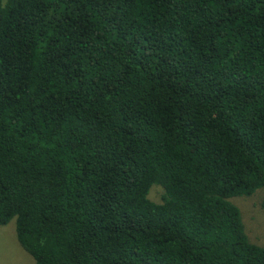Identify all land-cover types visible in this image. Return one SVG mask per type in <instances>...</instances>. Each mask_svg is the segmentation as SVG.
<instances>
[{
	"label": "trees",
	"instance_id": "trees-1",
	"mask_svg": "<svg viewBox=\"0 0 264 264\" xmlns=\"http://www.w3.org/2000/svg\"><path fill=\"white\" fill-rule=\"evenodd\" d=\"M260 189L264 0H0V225L32 264H264L231 201Z\"/></svg>",
	"mask_w": 264,
	"mask_h": 264
},
{
	"label": "rangeland",
	"instance_id": "rangeland-1",
	"mask_svg": "<svg viewBox=\"0 0 264 264\" xmlns=\"http://www.w3.org/2000/svg\"><path fill=\"white\" fill-rule=\"evenodd\" d=\"M5 0H2V2ZM158 188L151 187L148 197L158 200ZM264 190H256L248 196H237L231 201L238 207L244 231L249 241L264 245V206L261 204ZM0 264H32L31 257L17 243L14 222L0 225Z\"/></svg>",
	"mask_w": 264,
	"mask_h": 264
}]
</instances>
